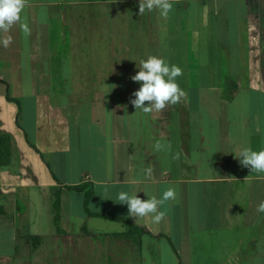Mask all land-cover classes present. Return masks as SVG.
I'll return each instance as SVG.
<instances>
[{"label": "crops", "instance_id": "1", "mask_svg": "<svg viewBox=\"0 0 264 264\" xmlns=\"http://www.w3.org/2000/svg\"><path fill=\"white\" fill-rule=\"evenodd\" d=\"M172 4L164 19L140 16L139 0H28L31 35L19 25L4 34L13 42L0 45V78L22 115L19 127L0 82L11 150L0 166V264H264V173L235 156L264 149V0ZM149 55L183 70L186 95L145 115L130 103L139 88L130 77ZM52 173L65 186L93 184L90 212L149 233L128 237L124 223L89 216L84 192ZM168 187L177 198L159 224L135 220L117 199L160 198ZM35 203L54 233L32 232Z\"/></svg>", "mask_w": 264, "mask_h": 264}, {"label": "clouds", "instance_id": "2", "mask_svg": "<svg viewBox=\"0 0 264 264\" xmlns=\"http://www.w3.org/2000/svg\"><path fill=\"white\" fill-rule=\"evenodd\" d=\"M27 6L28 0H0V45L4 48H8L13 42L10 34H4L10 33L16 25H19L26 37L31 35L26 18L22 19V13ZM138 7L140 16L146 11L159 10L160 16L167 19L173 4L172 0H139ZM137 67L136 74L130 77L133 82L139 84V88L132 93L134 98L130 99L136 112L139 110L145 115L160 113L166 107L178 104L185 97L186 93L177 83V77L183 75V70L179 66L169 64L162 57L149 55L146 59H141ZM170 148V143L166 145L160 141L154 145L156 151ZM235 156L243 167L264 173V149L256 151L251 147H245ZM175 158L178 159V156ZM152 172L151 167L144 169V174L148 178L152 176ZM146 196L147 199H141L137 193L121 191L117 199L120 204L127 205L129 216L135 220L150 216L152 223L159 224L166 217V210H162L163 206L167 202L175 201L177 192L174 187H168L160 198L155 195ZM256 211L264 214V200L259 202Z\"/></svg>", "mask_w": 264, "mask_h": 264}, {"label": "trees", "instance_id": "3", "mask_svg": "<svg viewBox=\"0 0 264 264\" xmlns=\"http://www.w3.org/2000/svg\"><path fill=\"white\" fill-rule=\"evenodd\" d=\"M0 82L5 84L6 87H7V90H8L7 100L10 101V102L16 103L17 106H18V113H17V117H16V123H17V125L19 127H21V124H20V119H21V115H22L21 104H20V102L18 100H15L12 97H10L8 83H6L1 78H0ZM26 140H27L28 144L34 150H36L38 152L37 148L29 140V138L27 136H26ZM10 157H11L10 138L8 136H6V135L0 134V166L8 165L10 163ZM46 165L49 167V164L47 162H46ZM53 177H54V179L57 181V183L60 186L65 187L68 190L84 192V194H85L84 208H85V210H86V212H87V214L89 216H103V217H106L108 219L124 223L126 225V227H127V230H128V232H127V236L128 237H140L144 233H149L148 230H146L144 228H139L138 226L133 224L129 219L115 218V217L108 216V215H97V214H94V213L90 212V210L88 208V203H89L92 191H93V184L91 182L85 181V182H82V183L77 184V185L65 186V185L62 184L61 181L58 180V178L54 174H53ZM60 193H61V188L58 191H56L55 194H54V196H55L54 210H55V221H56V224L59 221L60 203H61L60 202ZM41 241H42V239H40V238H34V245L37 247V245H39L41 243Z\"/></svg>", "mask_w": 264, "mask_h": 264}, {"label": "rangeland", "instance_id": "4", "mask_svg": "<svg viewBox=\"0 0 264 264\" xmlns=\"http://www.w3.org/2000/svg\"><path fill=\"white\" fill-rule=\"evenodd\" d=\"M34 210L33 214L35 215V212H38L40 216L38 217V220L36 218V222H34V225L32 226V232H41L45 234H51L55 232V228L50 225L47 221V218L45 216L46 214V209L44 208L43 205L41 204H34ZM75 262V261H74ZM104 263V262H103ZM75 264V263H73Z\"/></svg>", "mask_w": 264, "mask_h": 264}]
</instances>
